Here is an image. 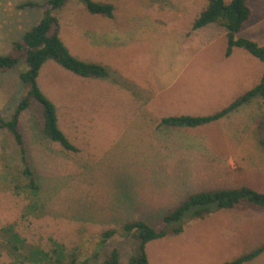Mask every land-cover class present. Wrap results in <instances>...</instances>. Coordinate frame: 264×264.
<instances>
[{
    "label": "rangeland",
    "instance_id": "374dc122",
    "mask_svg": "<svg viewBox=\"0 0 264 264\" xmlns=\"http://www.w3.org/2000/svg\"><path fill=\"white\" fill-rule=\"evenodd\" d=\"M47 1L0 0V55L11 54L15 43L41 18L38 9L19 6ZM94 1L113 4V18L91 14L79 0H69L54 15L61 39L81 60L91 62L97 55L99 48L90 42L94 36L115 43L99 59L112 66L107 85L106 79L78 76L54 61L43 65L38 78L41 91L57 107L61 129L79 151L65 150L40 131L39 106L24 111L20 129L38 183L33 190L23 174L22 148L12 134L0 130V264H54L55 243L63 246L66 257L77 252L79 261L88 260L87 264H103L113 249L119 251L120 264H129L135 240L112 239L101 244L104 231L137 219L159 226L171 208L205 190L249 186L264 192V152L255 132L256 120L264 116L263 102L243 121L231 116L227 124L170 128L160 125L162 118L156 117L153 104H136L129 87L119 90L124 82L146 86L159 82L163 54L172 59L186 46L198 45L199 36L192 40L187 33L194 31L190 22L207 8L209 0L197 3V8L204 7L195 15L196 5L185 10L176 7L175 0ZM262 2L251 0L255 12ZM119 34H140V39L120 45L113 38ZM27 70L25 53L17 67L0 70V114L5 120L11 119L28 92L21 79ZM207 82L214 84L215 77ZM207 82L199 73L185 74L177 85ZM166 110L171 115L186 111ZM225 126L238 127L243 139L226 136ZM250 140H255L253 151ZM240 141L246 145L240 146ZM186 142L187 147L181 146ZM245 210L253 215L264 213ZM242 213L241 209H220L205 219L187 218L182 233L147 243L150 264H222L250 252L264 243V221L252 226L242 217L248 214ZM233 222L246 231L239 234ZM10 225L25 241L18 254L2 231ZM35 249L47 253V259L32 254Z\"/></svg>",
    "mask_w": 264,
    "mask_h": 264
},
{
    "label": "trees",
    "instance_id": "16d2710c",
    "mask_svg": "<svg viewBox=\"0 0 264 264\" xmlns=\"http://www.w3.org/2000/svg\"><path fill=\"white\" fill-rule=\"evenodd\" d=\"M87 10L94 15H103L113 18L115 6L111 3L96 2L94 0H79ZM69 0H49L45 4L27 2L19 6L20 9L32 8L41 11V18L27 31L21 41L16 42L13 52L9 55H0V70L5 71L18 66L21 54L25 53L28 70L21 74L22 81L27 84L28 92L19 103L11 119L5 120L0 114V130H7L13 135L16 144L22 148L23 174L29 180V187L38 189L35 173L26 158L23 148V134L20 129V118L24 111L40 107V131L50 140L59 143L65 150L78 152L76 147L66 136L59 125L57 107L41 91L38 78L40 70L48 61H54L66 70L85 78L104 79L109 77L106 66L81 60L74 56L61 39L60 25L54 12L64 7ZM252 16L248 0H209L205 10L193 23V30L201 29L209 24H217L225 29L228 46L226 55L230 56L235 47L244 48L264 63V47L255 41L239 36L242 26ZM255 98H261L264 108V75L261 82L249 90L228 107L211 115L191 116L179 115L162 118L160 125L170 128H196L219 121L243 104ZM259 144L264 152V116L255 123ZM251 208L264 210V192L254 190L249 186L220 188L205 190L187 196L177 206L171 208L162 218L159 226H152L142 219L130 220L120 229H110L101 234V244L110 240H135V246L130 256L129 264H150L146 253L147 243L166 237L169 233L179 234L184 231V222L187 218H204L220 209ZM173 226V228H172ZM8 236V244L12 245L13 253L18 254L25 247V241L15 232L14 226H7L2 230ZM54 264H87L79 261L77 252L66 257L61 244L55 243ZM264 252V243L250 252H247L233 261L222 264H244L260 256ZM32 254H48L35 249ZM20 255V254H19ZM18 255V256H19ZM39 257V256H38ZM35 258L36 261L39 259ZM51 260V257L49 258ZM48 260V261H49ZM103 264H120L118 249H113Z\"/></svg>",
    "mask_w": 264,
    "mask_h": 264
},
{
    "label": "crops",
    "instance_id": "0c3cea01",
    "mask_svg": "<svg viewBox=\"0 0 264 264\" xmlns=\"http://www.w3.org/2000/svg\"><path fill=\"white\" fill-rule=\"evenodd\" d=\"M199 1L200 0H175L176 3L174 4L176 7H180L181 5L185 10H187L189 5H196L193 7V15H195L197 12L196 10H201L204 7L203 4V6L199 5L197 8V3ZM256 2L257 0H255V3ZM248 5L252 10V16L243 24L239 36L255 41L260 46L264 47V0L261 8L258 6L256 7V12L251 6V0H248ZM257 12H259L258 17L256 16ZM198 16L195 15V20ZM194 21L190 22V26L193 27ZM139 35H136V37H127L125 34H119L114 35L113 38L118 44L123 45L128 41L137 42V39H140ZM195 36H199L198 45L195 47L188 49V46H186V49H183L181 54H175L176 56L172 59L167 57L168 55L165 54L161 56L159 60V82H153V85L148 86L141 83L138 85H126L124 82V85H119L120 92H122L121 90H127L129 87V89H131V91L135 94V96H133L136 98V104H153V107L155 108L154 110L157 113L156 117L159 119L174 115L179 116L177 114L171 115L170 113L165 112L166 109V111H168L172 108L186 109L187 112H180L182 113L180 115L188 113L189 115L194 116H204L211 115L228 107L231 103L236 101L239 97L253 89L261 82L264 75V63L260 59L240 47H235L230 56L226 55L228 40L224 28L217 24H209L201 29L194 30L192 32L190 31L189 34L187 33V37H190L192 40H196ZM94 37L95 38L90 39V42L96 48L104 51H100L98 49L97 55L90 61L106 66L109 70V77H111L110 72L112 66L107 64V62H101L102 60L99 59H102L101 57H103V54L107 52L106 50L114 48L115 43L100 36ZM216 46H219L220 49H216ZM119 70L122 72L120 68ZM115 71L118 72L116 67ZM197 73L201 74L206 82L208 81V78L210 81V79L215 77V83L211 84L210 82H207V84L203 83L202 85H177L181 82V79L185 74L191 76ZM109 77L104 79H91H106L104 84L107 85L106 82ZM124 97H126V95H124ZM261 100V98H255L249 103L243 104L241 107L223 117L219 121L211 124H227L231 116L238 117L240 121L246 120L247 117H250L253 114L257 104L261 106ZM253 121L254 119L252 122ZM223 131L226 136L230 135L229 137L234 136V138L239 139H243L244 137V133H241L238 127L235 128L234 126H227L223 129ZM249 137V134H246V138L248 139ZM254 141L250 140L252 151L255 149ZM179 145L181 144L179 143ZM193 145L194 144L192 143V146ZM239 145H246V142L240 141ZM181 146L187 147L188 143L186 142ZM247 152L249 153L250 149H248L246 153ZM244 159L246 160L247 158L241 157V160ZM238 161L240 160L238 159ZM232 209H241L243 211L242 214H248L247 217H244L243 215L242 217L246 218V222L252 226H258L264 221V216L259 215L264 213H255L257 215H253V213H246L249 212L248 210H245L247 208ZM263 211L264 210H262V212ZM202 219H205V217ZM242 221H244V219H242ZM233 224L236 225L234 222ZM237 227L238 228L233 229L239 231V234L246 231V228H242L240 226ZM244 264H264V252L254 260Z\"/></svg>",
    "mask_w": 264,
    "mask_h": 264
}]
</instances>
